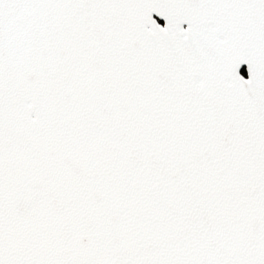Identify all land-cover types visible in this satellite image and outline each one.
I'll return each mask as SVG.
<instances>
[{"label": "snow or ice", "instance_id": "6c2138e0", "mask_svg": "<svg viewBox=\"0 0 264 264\" xmlns=\"http://www.w3.org/2000/svg\"><path fill=\"white\" fill-rule=\"evenodd\" d=\"M0 264H264V0H0Z\"/></svg>", "mask_w": 264, "mask_h": 264}]
</instances>
